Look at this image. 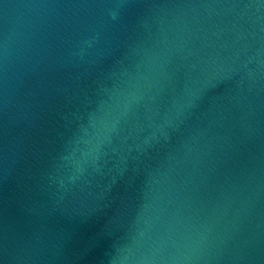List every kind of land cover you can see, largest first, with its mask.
I'll list each match as a JSON object with an SVG mask.
<instances>
[{
  "label": "water",
  "instance_id": "water-1",
  "mask_svg": "<svg viewBox=\"0 0 264 264\" xmlns=\"http://www.w3.org/2000/svg\"><path fill=\"white\" fill-rule=\"evenodd\" d=\"M0 264H264V0H0Z\"/></svg>",
  "mask_w": 264,
  "mask_h": 264
}]
</instances>
